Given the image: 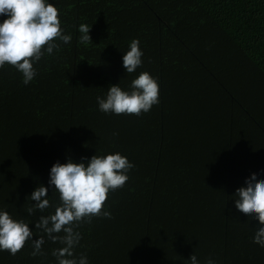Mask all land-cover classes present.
<instances>
[{
	"label": "trees",
	"instance_id": "obj_1",
	"mask_svg": "<svg viewBox=\"0 0 264 264\" xmlns=\"http://www.w3.org/2000/svg\"><path fill=\"white\" fill-rule=\"evenodd\" d=\"M71 41L34 64L25 85L0 68V210L24 220L33 239L59 193L54 163L119 152L135 167L110 192L111 218L76 230V258L88 264H264L253 242L259 221L235 207L236 189L253 173L264 179V0H47ZM6 17H0V22ZM92 42L80 43V24ZM136 39L142 65L128 74L123 55ZM148 72L159 103L140 116L99 110L97 97ZM84 162H87L85 160ZM40 185L53 205L34 215L28 197ZM63 235V233H60ZM63 247L45 236L0 264H58Z\"/></svg>",
	"mask_w": 264,
	"mask_h": 264
},
{
	"label": "clouds",
	"instance_id": "obj_2",
	"mask_svg": "<svg viewBox=\"0 0 264 264\" xmlns=\"http://www.w3.org/2000/svg\"><path fill=\"white\" fill-rule=\"evenodd\" d=\"M0 68L14 67L22 74L23 83L29 84L37 75L34 64L42 57L59 50L62 41L67 44L71 35L65 34L58 17V9L47 0H0ZM91 27L79 25L80 43L92 42ZM143 52L139 41L133 39L129 50L123 55V66L128 74L142 65ZM131 91L122 90L118 84L108 88L106 98L97 97L99 110L115 115H136L149 112L159 101L157 79L144 71L131 81ZM87 160V162H84ZM135 165L119 152L107 155H92L77 163L71 158L66 163L57 161L50 169L49 186L59 193L60 204L53 214L41 215L35 228L42 234L33 239V230L24 220H16L0 210V251L15 256L26 243L32 242L31 256L43 255L45 236L63 247L54 249L52 255L58 264H88L87 256L75 257L74 249L81 240L76 229L83 223H91L93 217L111 218L105 209L110 192L125 186L129 171ZM48 188L38 186L28 197L35 203L26 210L30 215L43 213L53 205L48 197ZM235 207L244 215L259 221L253 242L264 247V179L253 173L246 179V186L236 189ZM63 233V235H60ZM191 264H199L195 254L189 257ZM206 264H215L208 258Z\"/></svg>",
	"mask_w": 264,
	"mask_h": 264
}]
</instances>
